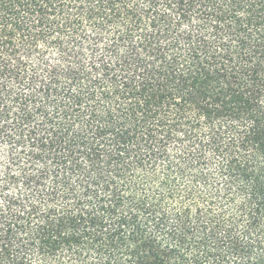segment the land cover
Segmentation results:
<instances>
[{
  "label": "trees",
  "instance_id": "trees-1",
  "mask_svg": "<svg viewBox=\"0 0 264 264\" xmlns=\"http://www.w3.org/2000/svg\"><path fill=\"white\" fill-rule=\"evenodd\" d=\"M0 264H264V0H0Z\"/></svg>",
  "mask_w": 264,
  "mask_h": 264
}]
</instances>
